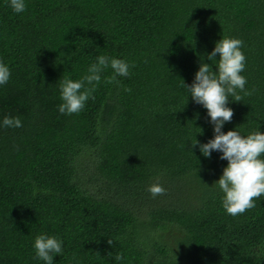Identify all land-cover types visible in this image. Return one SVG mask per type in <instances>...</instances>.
<instances>
[{
	"label": "trees",
	"instance_id": "1",
	"mask_svg": "<svg viewBox=\"0 0 264 264\" xmlns=\"http://www.w3.org/2000/svg\"><path fill=\"white\" fill-rule=\"evenodd\" d=\"M25 2L17 14L0 0V264H46L42 233L62 241L53 264H264V195L235 217L223 208L228 161L200 152L214 126L183 86L202 61L216 71L222 37L242 40L254 91L229 98L222 131L264 132V0ZM100 55L130 74L106 83V68L85 107L61 114L60 80ZM154 183L166 193L153 198Z\"/></svg>",
	"mask_w": 264,
	"mask_h": 264
},
{
	"label": "clouds",
	"instance_id": "2",
	"mask_svg": "<svg viewBox=\"0 0 264 264\" xmlns=\"http://www.w3.org/2000/svg\"><path fill=\"white\" fill-rule=\"evenodd\" d=\"M9 6L17 14L26 11L25 0H10ZM242 44L243 41L238 38L222 37L208 54L210 61L219 54L216 71L212 70L209 63L202 61L193 83L187 85L183 82L192 99L207 109L210 122L214 126L213 139L203 144L196 140L192 146L199 144L200 152L208 158L212 151H219L222 153L220 159L228 161L223 174L214 183L224 193L223 208L234 217L254 208L255 200L264 195V132L257 130L244 136L237 130L222 131L224 123L230 122L234 114L227 106L229 98L239 102L242 101L239 92L250 96L254 91L245 88L247 80L241 75L246 61L241 51ZM108 67H111L114 74L106 78V83H119L117 76L130 74L126 61L105 55L98 56L82 79L72 80L65 77L60 80V97L63 102L59 105V112L69 115L79 113L95 90V85L101 81V73ZM9 78V67L0 62V85L6 84ZM2 126L18 128L22 127V122L19 117L5 116ZM148 191L153 198L166 193V189L159 183L150 185ZM108 243L111 245L113 241L108 239ZM33 246L36 257L46 264H53V257L63 252L61 240L43 233L35 237ZM115 259L119 261L124 257L117 254Z\"/></svg>",
	"mask_w": 264,
	"mask_h": 264
}]
</instances>
